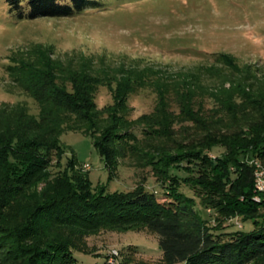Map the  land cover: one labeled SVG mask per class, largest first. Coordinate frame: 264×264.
I'll return each mask as SVG.
<instances>
[{"label":"trees","instance_id":"trees-1","mask_svg":"<svg viewBox=\"0 0 264 264\" xmlns=\"http://www.w3.org/2000/svg\"><path fill=\"white\" fill-rule=\"evenodd\" d=\"M102 1L7 4L16 20L26 21L76 16ZM216 61L170 73L136 63L113 66L105 58L98 65L82 54L61 59L42 44L10 56L11 88L39 111L0 105V264H79L71 240L134 228L158 237L165 264H264V193L256 200L250 164L264 166V68L241 66L226 53ZM207 77L217 82L205 84ZM101 88L113 102L100 108ZM143 91L155 95L154 108L133 118L129 100ZM67 132L92 140L111 179L122 160L149 168L154 190L146 179L131 192L94 187L75 155L62 164ZM217 148L223 151L213 157ZM236 217L242 228L225 225Z\"/></svg>","mask_w":264,"mask_h":264},{"label":"rangeland","instance_id":"rangeland-1","mask_svg":"<svg viewBox=\"0 0 264 264\" xmlns=\"http://www.w3.org/2000/svg\"><path fill=\"white\" fill-rule=\"evenodd\" d=\"M102 2L103 7L72 17L18 21L10 14L7 0H0V105L24 103L31 113L38 114L36 102L19 89H12L5 71L10 56L35 44L53 46L55 56L61 59L82 54L95 58L98 65L100 58H105L113 66L136 63L170 73L216 65V56L221 53L233 55L241 66L264 68V0ZM203 82L212 85L217 80L207 77ZM155 99L151 91L132 95V117L150 113ZM112 102L110 91L101 88L98 106ZM62 141L67 148L62 164L66 165L75 155L82 172H90L94 187L105 185L111 192H131L146 179L147 188H155L156 178L151 170L138 168L131 160H122L111 179L92 140L82 133L67 132ZM222 151L217 148L211 155L218 156ZM53 163H57V158ZM57 171L53 169L54 173ZM172 172L181 177L187 175L182 170ZM182 190L193 196L185 186ZM162 193L158 195L165 201ZM197 209L205 219L212 218L210 210H203L199 204ZM234 221L240 222V218L229 219L225 225ZM70 242L76 248L73 252L79 264H165L158 237L146 228L101 229ZM113 251L118 255L114 256Z\"/></svg>","mask_w":264,"mask_h":264},{"label":"built area","instance_id":"built-area-1","mask_svg":"<svg viewBox=\"0 0 264 264\" xmlns=\"http://www.w3.org/2000/svg\"><path fill=\"white\" fill-rule=\"evenodd\" d=\"M250 164L254 165L255 167V189L256 192L259 194L256 197V200L260 201V194L264 193V166L262 165V163L259 160H253L250 162ZM236 222L235 224L237 225V227L242 228L243 224L239 221H234ZM113 255L117 256L118 252L117 251H113Z\"/></svg>","mask_w":264,"mask_h":264}]
</instances>
